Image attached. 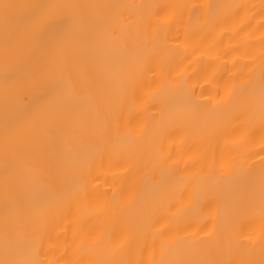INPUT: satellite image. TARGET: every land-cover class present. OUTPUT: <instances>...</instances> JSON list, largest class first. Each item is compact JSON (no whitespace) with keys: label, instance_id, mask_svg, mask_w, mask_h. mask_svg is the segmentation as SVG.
Wrapping results in <instances>:
<instances>
[{"label":"snow or ice","instance_id":"snow-or-ice-1","mask_svg":"<svg viewBox=\"0 0 264 264\" xmlns=\"http://www.w3.org/2000/svg\"><path fill=\"white\" fill-rule=\"evenodd\" d=\"M185 5H127L120 3H74L59 0H0V66L3 68L4 106L16 107L19 92L36 89L35 101L18 109L12 123L5 121L3 130V191L0 210V264H59L49 261V244L55 223L70 213L83 194V186L98 161L110 156L118 142L124 155L136 158L143 168L151 167L153 179L145 184V197L138 216L144 221L157 219L163 205L169 202V190L177 182L169 161L173 153L163 143L173 135L171 121L194 109L196 101L185 88L187 104L172 111L174 96L157 89L148 95L153 107L159 106L151 141L144 136L121 135L129 101L143 100L141 94L147 73L155 74V51L160 46L164 26L153 28V17L166 9ZM264 16V0L259 6L246 4L200 5L195 12L207 9H229L232 19L246 9H256ZM147 10L143 14L123 10ZM177 50V55H179ZM235 68L236 65L234 64ZM246 69V70H245ZM240 84L227 91V112L223 118L209 114L204 120V134H220L219 119L239 121L242 125L259 122L264 131V51L257 65L238 69ZM181 77L177 88L184 87ZM28 101V96H24ZM34 104V106H33ZM135 107V106H134ZM168 119H165V113ZM264 135L259 152L249 150L247 156H259L260 167L237 161L229 173H218L215 166L207 177L193 179L207 184L215 194L230 191L233 200L255 204L260 208L264 224ZM78 187L80 190H78ZM152 234V246L159 259L151 264H264V236L258 261L251 258L217 260L200 258L203 250L194 235H172L174 227ZM72 248L75 259L63 264H144L129 258L130 241H112L102 228L89 231ZM251 239V237H249ZM139 243H147L140 235ZM240 242H237L239 245ZM158 245V248H157Z\"/></svg>","mask_w":264,"mask_h":264},{"label":"bare ground","instance_id":"bare-ground-1","mask_svg":"<svg viewBox=\"0 0 264 264\" xmlns=\"http://www.w3.org/2000/svg\"><path fill=\"white\" fill-rule=\"evenodd\" d=\"M36 2V0H23ZM74 3H120L127 5H185L187 7L166 9L164 14L153 17V28L163 25L161 42L154 55L157 64L155 74L147 73L141 91L143 100L133 98L125 111V120L120 134L128 132L133 137L144 136L151 141V130L155 119L160 118L159 106L153 107L148 95L157 89L168 90L170 84L174 102L172 111H178L187 104L185 88L190 89L196 101L194 109L185 111L171 121L173 135L163 141L173 153L169 165L176 172L177 182L159 212L160 223H140L138 209L145 197V184L153 179L151 167L143 168L136 158L124 155L122 143L115 151L98 161L89 179L83 186V194L71 208L70 213L57 221L52 228L49 244L46 245L49 261L75 259L72 248L78 240L96 228L110 234L112 241H130L129 258L151 264L158 260V251L153 250L152 234L157 230L178 224L172 235H194L200 242L203 254L200 258L217 260H239L247 258L246 249H251V258L261 259L260 245L264 236V224L260 219L258 202L241 203L233 200L230 191L215 194L208 191L207 184L194 177H207L215 166L218 173H229L232 165L243 160L244 166L253 164L258 169L259 156H247L249 150L259 152L264 131L259 122L242 125L239 121L219 119L220 134L208 137L204 134V120L209 114L223 118L227 112V91L233 84L239 86L238 69L255 61L258 65L264 51V16L256 9H246L235 18H227L229 9H214L209 15L207 9L195 12V6L214 4H246L259 6L261 0H59ZM143 14L147 10H123ZM179 50V55H177ZM236 65L234 68L233 65ZM246 70V69H245ZM181 77L184 87L177 88ZM5 78L0 66V210L3 207V130L5 121L12 123L18 109L35 101L38 91L29 89L19 92L16 107L4 106ZM28 96V101L24 96ZM34 106V104H33ZM135 106V107H134ZM168 119V113H165ZM264 156V153H260ZM78 190L79 187H78ZM140 235L147 237V243H139ZM251 237V239H249ZM237 242H240L237 245ZM158 248V245H157Z\"/></svg>","mask_w":264,"mask_h":264}]
</instances>
